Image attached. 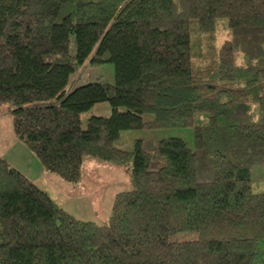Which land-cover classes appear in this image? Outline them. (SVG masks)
<instances>
[{
    "label": "trees",
    "instance_id": "16d2710c",
    "mask_svg": "<svg viewBox=\"0 0 264 264\" xmlns=\"http://www.w3.org/2000/svg\"><path fill=\"white\" fill-rule=\"evenodd\" d=\"M85 62L111 64L113 83L66 90ZM102 102L110 115L82 128ZM2 105L44 172L74 184L86 157L129 161L130 189L105 222L81 221L0 158V264H264V192L250 185L264 165V0H0ZM168 128H191L192 149L112 146Z\"/></svg>",
    "mask_w": 264,
    "mask_h": 264
},
{
    "label": "rangeland",
    "instance_id": "374dc122",
    "mask_svg": "<svg viewBox=\"0 0 264 264\" xmlns=\"http://www.w3.org/2000/svg\"><path fill=\"white\" fill-rule=\"evenodd\" d=\"M212 37L214 46L218 47L229 38V31L217 22ZM205 39L203 35L201 39L199 38L201 49L207 45ZM74 50L73 37L70 36L68 53L73 55ZM95 81L112 84L114 81L113 66L109 63L91 65L85 62L70 75L66 90L69 91L74 87ZM9 110L8 105L0 106V158L23 174L68 215L81 221L98 224L105 222L109 216L114 195L130 189V162L115 164L86 157L82 160L79 181L74 184L64 182L57 176L44 172L34 154L23 143L15 139ZM118 111L121 112L123 109L120 108ZM110 113L108 103L94 104L80 115L81 127H85L86 120L90 116L108 117ZM143 119L149 120L151 116H144ZM169 137L182 139L192 149L191 128L123 131L112 146L130 152L135 140L156 142ZM250 185L252 193L264 192V165L250 170ZM194 237L192 233H181L174 235L171 239L184 241Z\"/></svg>",
    "mask_w": 264,
    "mask_h": 264
},
{
    "label": "crops",
    "instance_id": "0c3cea01",
    "mask_svg": "<svg viewBox=\"0 0 264 264\" xmlns=\"http://www.w3.org/2000/svg\"><path fill=\"white\" fill-rule=\"evenodd\" d=\"M16 139V138H15Z\"/></svg>",
    "mask_w": 264,
    "mask_h": 264
}]
</instances>
